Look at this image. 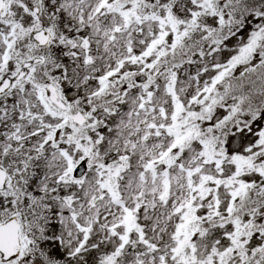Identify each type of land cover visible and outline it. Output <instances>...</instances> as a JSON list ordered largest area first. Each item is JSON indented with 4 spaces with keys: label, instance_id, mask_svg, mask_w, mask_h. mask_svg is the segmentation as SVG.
<instances>
[{
    "label": "snow or ice",
    "instance_id": "obj_1",
    "mask_svg": "<svg viewBox=\"0 0 264 264\" xmlns=\"http://www.w3.org/2000/svg\"><path fill=\"white\" fill-rule=\"evenodd\" d=\"M0 264H264V0H0Z\"/></svg>",
    "mask_w": 264,
    "mask_h": 264
}]
</instances>
